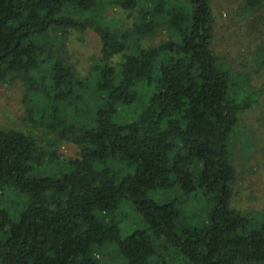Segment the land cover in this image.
I'll list each match as a JSON object with an SVG mask.
<instances>
[{
  "label": "trees",
  "instance_id": "16d2710c",
  "mask_svg": "<svg viewBox=\"0 0 264 264\" xmlns=\"http://www.w3.org/2000/svg\"><path fill=\"white\" fill-rule=\"evenodd\" d=\"M72 30L100 40L87 75L60 52ZM214 37L210 0H0V84L23 82L51 135L0 124V264H109L108 245L126 264H264V209L231 203V139L264 82ZM126 205L142 219L124 234Z\"/></svg>",
  "mask_w": 264,
  "mask_h": 264
},
{
  "label": "rangeland",
  "instance_id": "374dc122",
  "mask_svg": "<svg viewBox=\"0 0 264 264\" xmlns=\"http://www.w3.org/2000/svg\"><path fill=\"white\" fill-rule=\"evenodd\" d=\"M215 18L214 48L220 62L238 76L248 78L255 86L264 82V4H250V0H210ZM113 8L110 14L119 15ZM120 21L127 20L124 16ZM152 38V42L160 41ZM62 45V43H61ZM60 45V46H61ZM62 56L87 75L98 62L100 40L90 30H72L60 47ZM25 84L21 81L0 84V124L37 134L42 143L51 138L41 127H35L28 118L23 100ZM236 175L232 206L244 212L264 209V97L261 103L241 115L232 139ZM80 148L73 141H61L58 151L63 157L78 155ZM19 197L10 193V198ZM127 213L125 233L132 230L141 216L131 205L123 207ZM101 254V253H100ZM109 264H126V258L113 245L106 246L100 255ZM244 264V263H239Z\"/></svg>",
  "mask_w": 264,
  "mask_h": 264
}]
</instances>
